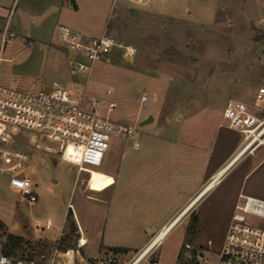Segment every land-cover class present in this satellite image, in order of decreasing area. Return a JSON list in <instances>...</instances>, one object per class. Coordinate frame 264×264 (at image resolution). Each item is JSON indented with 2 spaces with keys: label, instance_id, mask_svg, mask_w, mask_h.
<instances>
[{
  "label": "rangeland",
  "instance_id": "1",
  "mask_svg": "<svg viewBox=\"0 0 264 264\" xmlns=\"http://www.w3.org/2000/svg\"><path fill=\"white\" fill-rule=\"evenodd\" d=\"M199 2H80V14L74 15L70 9L64 18L68 22L75 17L74 30L79 37H96L103 32L117 44L107 61L96 62L89 72L81 73L73 69L74 56L61 49L57 33H53L52 44L43 42L39 28L30 24V13H22L21 2L16 1L8 20L14 38L8 39L4 51V57H11V62L1 63L0 84L42 86L58 82L84 90L98 100L104 111L109 103L114 105L109 114L111 121L149 134L156 133L160 125H169L173 134L168 132L166 137L185 145V149L189 142L196 141L195 135L203 132L206 122L223 118L230 102H243L256 116L264 117V108H253L254 96L264 84V0H207V7H211L208 12H203ZM125 46L134 47L135 55L126 57L121 49ZM143 94L148 96V102L141 107ZM148 116L153 117V124L139 126ZM165 132L159 131L158 136L165 137ZM31 136L23 133L17 143L30 157L22 169L33 183L37 201L26 204L8 189L6 178L0 175V222L4 227L0 228V241L10 234L8 230L23 234L14 236L23 239L25 253H29L30 244L36 242L30 239L33 222L49 221L53 227L49 237H56L63 227L61 238L66 239L73 257L78 240L68 234L66 216L70 211V220L74 222L77 217L81 227L89 231V243L81 246H85L83 250L89 257H94L103 235L105 245L139 249L168 223L164 221L172 211L167 205L160 201L143 204L136 201L137 195L125 197L130 202H126L120 222H110L114 218L107 217V203L91 201L81 192L87 188L99 193L112 184V178L101 171L117 175L130 169L128 158L138 154L131 150L133 140L113 139L100 167L78 171L61 159L62 140L40 134L37 141H32ZM142 138L137 135L138 141ZM167 189L173 192L170 186ZM108 193L99 197L106 200ZM188 222L171 228L154 248L157 264L216 262L217 256L212 255L208 263H203L201 253L193 256L189 245L191 260L186 259L187 250L182 247ZM181 252L182 260L178 261ZM136 254L128 250L124 259ZM104 255L111 258L113 253L105 250Z\"/></svg>",
  "mask_w": 264,
  "mask_h": 264
},
{
  "label": "built area",
  "instance_id": "2",
  "mask_svg": "<svg viewBox=\"0 0 264 264\" xmlns=\"http://www.w3.org/2000/svg\"><path fill=\"white\" fill-rule=\"evenodd\" d=\"M119 1L145 5L150 1L163 0ZM58 33L63 49L74 56L71 63L73 69L81 73L89 72L96 62L107 61L117 47L114 39L105 34L83 39L66 26H60ZM12 38L14 31L6 25L0 32V64L11 62L10 58L4 57L3 50L8 39ZM121 49L129 58L136 53L131 46ZM105 94L108 96L109 90ZM147 102L148 96L141 95L140 106H145ZM113 108L114 105L109 103L104 111L93 95L58 82L42 86L29 84L24 89L0 84V175L6 178L8 189L17 193L28 205L37 201L33 183L22 169L30 162L29 155L17 143L23 133L47 134L62 140L61 159L77 167L78 171L100 167L113 139L135 138V129L111 121L109 114ZM253 108L259 111L264 108V84L254 96ZM222 117L224 126L242 137L238 155L245 152L252 154L258 147L264 146V117L256 116L245 103L230 102ZM138 146L137 142L133 143V149ZM259 209L261 205L251 199H244L242 205L236 207L237 213L232 216L214 264H264V229L247 218ZM32 228L37 233L53 231L49 222H35ZM62 233L63 227L58 230L53 248L33 251L30 256H7L2 253L0 245V264H75L72 251L57 249ZM147 246L127 261L123 259L126 255L113 254L111 258L91 264H157L153 255L155 247L147 250ZM185 248L186 259L191 260L190 248L188 245Z\"/></svg>",
  "mask_w": 264,
  "mask_h": 264
},
{
  "label": "crops",
  "instance_id": "3",
  "mask_svg": "<svg viewBox=\"0 0 264 264\" xmlns=\"http://www.w3.org/2000/svg\"><path fill=\"white\" fill-rule=\"evenodd\" d=\"M16 1L21 2L22 13H30V24L39 28L41 40L49 44H52L54 32L59 38L60 26H66L75 31V17L73 21L68 22L64 19L67 14L69 16L70 9L72 14L79 15L80 2H99V0H0V32L9 24V16ZM199 1L203 5V12L211 9L206 5L209 4L207 0ZM66 11L68 13L65 15ZM102 35L103 32L96 37L83 39L97 38ZM31 36L30 30V41L33 42L34 39ZM61 49L65 51L63 46ZM17 84L12 87L24 89L29 85ZM158 128L156 133L152 134L139 133L135 130L131 150L138 154L128 158L127 163L131 168L117 175L108 170L101 171L113 180L108 188L99 193L91 192L87 188L82 189L81 192L87 199L97 203H107V217L114 218L110 222H120V215L125 210V204L130 202V199L127 200L125 197L136 195L137 202L146 204L145 202L160 201L172 211L164 221L168 223L163 224L159 231L170 222H185L192 214H196L197 246L199 247L197 253L203 256L201 258L203 263H208L212 255L218 256L232 216L237 213L236 207L241 206L244 199H251L261 205L258 212H254L247 218L254 225L255 222H263L258 227L264 228V146L258 147L252 154L245 152L238 155L242 137L238 132L226 128L223 118L206 122L203 132L195 135L196 141L189 142L186 149L185 145L166 137L168 132L173 134L171 126L160 125ZM162 130L166 131L165 137L160 138L158 132ZM138 134L143 137L140 141L137 140ZM31 137L32 141H37V135ZM134 142L139 145L137 149H133ZM135 165L138 166L137 170L132 169ZM169 186L173 188V192L167 189ZM105 191L109 192L106 200L99 197ZM80 222L77 217L73 222L76 228L74 236L78 240V247L73 253L75 264H89L91 260L98 262L106 259L105 250L114 248L134 250L138 253L151 240L148 239L139 249H136L122 245H105L103 235L97 254L89 257L83 250L85 246H81L89 243V231H85ZM32 227L33 224L30 228V239L42 240L50 246L53 245L56 237L50 238L48 233H37ZM8 232L11 235H23L9 230ZM127 260L124 259V261Z\"/></svg>",
  "mask_w": 264,
  "mask_h": 264
},
{
  "label": "trees",
  "instance_id": "4",
  "mask_svg": "<svg viewBox=\"0 0 264 264\" xmlns=\"http://www.w3.org/2000/svg\"><path fill=\"white\" fill-rule=\"evenodd\" d=\"M71 212L68 211V214L66 216V222H68V234L74 235L76 232V228L74 223L70 220ZM0 228L4 229L2 223L0 222ZM197 216L196 214H192L189 218L188 226L186 228V231L184 233V242L185 244L182 247V250L185 249L186 245H189L194 250L193 256L195 255V252L199 250V247L197 246ZM2 253L7 256H16V257H24V256H30V253L33 251H38L42 248L49 249L51 246L42 240H37L36 242H33L30 244V252L25 253L26 248L23 246V239L18 236H14L11 234H5L4 239L0 241ZM57 249L59 251H66L67 249H71L69 244L67 243L66 239H61L59 243L57 244ZM110 251L113 254H126L128 250L126 249H110ZM185 251V250H184ZM177 260H182V252L179 253L177 256Z\"/></svg>",
  "mask_w": 264,
  "mask_h": 264
},
{
  "label": "bare ground",
  "instance_id": "5",
  "mask_svg": "<svg viewBox=\"0 0 264 264\" xmlns=\"http://www.w3.org/2000/svg\"><path fill=\"white\" fill-rule=\"evenodd\" d=\"M220 174V173H219ZM185 212V211H184ZM182 214V213H181ZM178 222H170L167 226L163 227L154 239L148 244L147 250H151L152 248L156 247L161 241L167 236L170 229L173 228Z\"/></svg>",
  "mask_w": 264,
  "mask_h": 264
},
{
  "label": "water",
  "instance_id": "6",
  "mask_svg": "<svg viewBox=\"0 0 264 264\" xmlns=\"http://www.w3.org/2000/svg\"><path fill=\"white\" fill-rule=\"evenodd\" d=\"M152 122H153V117L148 116L145 120L139 123V126H146V125L151 124Z\"/></svg>",
  "mask_w": 264,
  "mask_h": 264
}]
</instances>
